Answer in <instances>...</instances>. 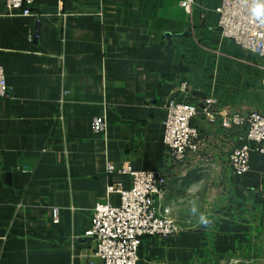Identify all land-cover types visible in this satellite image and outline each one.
<instances>
[{
  "label": "crops",
  "instance_id": "0c3cea01",
  "mask_svg": "<svg viewBox=\"0 0 264 264\" xmlns=\"http://www.w3.org/2000/svg\"><path fill=\"white\" fill-rule=\"evenodd\" d=\"M220 1L186 9L181 0H34L39 19L1 11L9 93L0 98V264H103L86 235L93 209L120 203L119 193L106 194L109 184L130 186L129 175L107 173V162L167 177L161 204L180 232L143 237L137 264L255 256L264 241V154L250 153L249 169L235 175L227 157L240 129L223 122L264 112V61L221 37ZM170 99L198 106V148L182 165L162 141ZM98 116L100 134L91 128Z\"/></svg>",
  "mask_w": 264,
  "mask_h": 264
},
{
  "label": "built area",
  "instance_id": "2783aa9c",
  "mask_svg": "<svg viewBox=\"0 0 264 264\" xmlns=\"http://www.w3.org/2000/svg\"><path fill=\"white\" fill-rule=\"evenodd\" d=\"M33 4L34 0H0V14L3 11L39 19L43 14L35 12ZM192 4L193 0L180 2L186 9H190ZM258 5H264V0H221L214 10L221 37L264 61V12H260ZM186 86L185 81L179 85L181 91ZM8 93L9 87L0 65V98L8 96ZM214 102L213 97H206L202 111L209 113ZM165 108L162 141L168 159L182 165L188 154L198 148L199 133L191 124L192 118L198 113V106L189 101L170 99ZM223 126L240 129L238 144L229 153L227 163L235 175L242 174L249 169L250 153L264 154V112L250 110L232 113L225 117ZM91 128L94 133H102L104 118H94ZM106 171L110 175H129L130 186L127 189L121 187L120 183L107 186L106 194L119 193L120 203H96L86 235L92 238L94 255L103 264H137L143 237L165 238L180 232L181 227L171 217L170 207L161 204L166 194L167 177L161 171L134 170L127 163L107 162ZM53 213L57 214L56 209Z\"/></svg>",
  "mask_w": 264,
  "mask_h": 264
},
{
  "label": "rangeland",
  "instance_id": "374dc122",
  "mask_svg": "<svg viewBox=\"0 0 264 264\" xmlns=\"http://www.w3.org/2000/svg\"><path fill=\"white\" fill-rule=\"evenodd\" d=\"M171 217L174 218L171 214ZM176 221V220H175ZM177 225L180 227L179 223L176 221ZM258 245L256 246L255 250V256L250 259V261L246 262H238L233 264H264V241H257ZM248 260V258H246ZM217 264H223V263H217Z\"/></svg>",
  "mask_w": 264,
  "mask_h": 264
},
{
  "label": "clouds",
  "instance_id": "9594fccd",
  "mask_svg": "<svg viewBox=\"0 0 264 264\" xmlns=\"http://www.w3.org/2000/svg\"><path fill=\"white\" fill-rule=\"evenodd\" d=\"M257 7L259 8L261 13L264 12V5H258ZM200 223L207 226L209 224V221L206 217L201 216L200 217Z\"/></svg>",
  "mask_w": 264,
  "mask_h": 264
}]
</instances>
